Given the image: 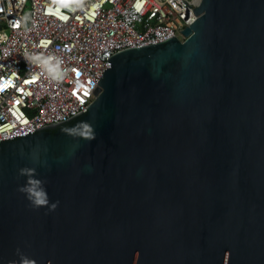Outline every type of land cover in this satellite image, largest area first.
<instances>
[{
	"label": "water",
	"instance_id": "1",
	"mask_svg": "<svg viewBox=\"0 0 264 264\" xmlns=\"http://www.w3.org/2000/svg\"><path fill=\"white\" fill-rule=\"evenodd\" d=\"M194 13L111 57L89 108L0 141V264H264V0Z\"/></svg>",
	"mask_w": 264,
	"mask_h": 264
},
{
	"label": "built area",
	"instance_id": "2",
	"mask_svg": "<svg viewBox=\"0 0 264 264\" xmlns=\"http://www.w3.org/2000/svg\"><path fill=\"white\" fill-rule=\"evenodd\" d=\"M202 0H0V141L40 129L89 108L110 69L133 48L185 41ZM181 34V38L178 34ZM55 54L69 75L57 83L26 60Z\"/></svg>",
	"mask_w": 264,
	"mask_h": 264
},
{
	"label": "clouds",
	"instance_id": "3",
	"mask_svg": "<svg viewBox=\"0 0 264 264\" xmlns=\"http://www.w3.org/2000/svg\"><path fill=\"white\" fill-rule=\"evenodd\" d=\"M58 2L65 5L74 3L78 6H83L84 0H58ZM26 60L30 64L38 67L41 73L53 82L59 83L69 75V70L63 66V60L55 54L31 53L26 56ZM75 128L80 130L78 134L83 139H96L95 131L88 123L82 122L76 125ZM20 175L28 177L26 185L20 187L19 191L25 194L33 209L38 210L41 207H48L49 211H55L57 209L59 202L50 204L43 182L33 179L35 176L34 169L22 168ZM37 188L40 189L39 192H37ZM17 256L20 258L19 264H36V261L26 257L20 249H17ZM12 264H16V262H12Z\"/></svg>",
	"mask_w": 264,
	"mask_h": 264
},
{
	"label": "rangeland",
	"instance_id": "4",
	"mask_svg": "<svg viewBox=\"0 0 264 264\" xmlns=\"http://www.w3.org/2000/svg\"><path fill=\"white\" fill-rule=\"evenodd\" d=\"M178 35H179L180 38L182 37L180 33Z\"/></svg>",
	"mask_w": 264,
	"mask_h": 264
}]
</instances>
